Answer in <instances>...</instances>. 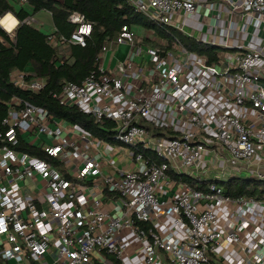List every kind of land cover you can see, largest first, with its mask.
Returning <instances> with one entry per match:
<instances>
[{"label": "built area", "instance_id": "obj_1", "mask_svg": "<svg viewBox=\"0 0 264 264\" xmlns=\"http://www.w3.org/2000/svg\"><path fill=\"white\" fill-rule=\"evenodd\" d=\"M19 1L23 4L27 0ZM128 1L149 19L180 30H184L186 18L198 13L200 5L220 13L226 10L246 15L244 33L254 35L264 26V0ZM176 16L183 21L175 22ZM69 21L78 25L69 41L85 46L92 24L77 11L70 14ZM250 26L254 31L249 30ZM234 31L231 27L229 34ZM261 38L259 47L245 43L242 51L234 55L220 53V65H208L207 58L193 56L179 44L175 52L149 46L153 84L148 85L143 78L125 106L114 101L124 91L125 79L133 72L137 74L134 57L142 52V46L136 43L128 26L107 41L100 59L115 44H129L128 57L114 70L101 65L82 83L66 84L58 97L62 103L77 105L98 120L116 122L114 139L129 147L133 161L144 165L121 171L119 177L105 173L104 161L91 153L99 148L101 139L82 129L79 135H65L63 124L46 110L15 98L3 121L7 129H0L1 258L13 264H117L107 262L104 256L121 254L114 238L129 226L144 242L146 264H159L161 251L170 255L175 264H217L210 257L217 245L223 239L240 245L244 233L253 238L254 246H242V254L229 256L226 263L264 264V237L260 232L264 201L229 197L215 183L205 192L184 182L175 197L164 201L159 196L161 182L168 180L171 169L179 175L199 177L200 170L212 166L226 181L264 180V35ZM13 81L34 92L46 84L41 77L27 80L25 73L14 75ZM93 97L100 101L92 102ZM217 98L225 105L222 109H216ZM174 99L189 124L177 138L152 135L143 121L159 126L160 113ZM234 106L243 111L242 115L234 111ZM204 107L205 112L201 111ZM25 135L47 136L50 140L41 139V149L70 168V177L52 161L19 150V138ZM139 148L155 152L161 162L137 153ZM94 178H101L107 190L119 196L115 211L108 210L102 199L88 192L86 182ZM35 179L46 190L36 186V193H24L20 182ZM223 206L230 207L228 226L218 223ZM132 214L141 221L172 217L182 234L177 235L173 229L165 235L146 230L134 223ZM251 250L254 254L250 258L247 253ZM51 251L54 254L50 260L47 256Z\"/></svg>", "mask_w": 264, "mask_h": 264}, {"label": "trees", "instance_id": "obj_2", "mask_svg": "<svg viewBox=\"0 0 264 264\" xmlns=\"http://www.w3.org/2000/svg\"><path fill=\"white\" fill-rule=\"evenodd\" d=\"M32 10V11H31ZM46 10L52 14L56 31L49 34L29 18L33 13ZM31 11V12H30ZM73 11L83 14L91 23V35L85 46L69 41L78 28L69 21ZM12 12L20 21L13 33L0 25V129L5 131L4 119L9 115L15 98L29 101L44 110L54 120H65L89 132L92 137L124 146L114 139L116 122L96 119L79 106L62 103L59 94L68 83H82L93 71H99L100 54L105 43L128 26L135 34V41L148 43L166 51L182 45L190 53L207 58L208 65H220L221 47L197 41L177 28L159 24L138 12L128 0H27L17 7L11 0H0V19ZM143 32V33H141ZM149 33L147 36L146 34ZM140 39V41L137 40ZM153 37L155 39H153ZM25 73L26 79L41 77L45 87L38 92L16 85L13 76ZM152 135L177 138L181 134L167 127L145 123ZM17 148L32 155L52 161L60 170L67 171L63 162L49 157L37 144H31L25 136H20ZM145 158L161 162L155 152L139 148ZM63 172L66 177L70 175ZM173 178L186 182L196 190L208 191L211 183L222 186L225 194L232 198L254 197L264 201V180L255 178H233L230 180H198L192 176L172 174ZM136 224L149 228V222L136 219ZM0 256V264H2Z\"/></svg>", "mask_w": 264, "mask_h": 264}, {"label": "crops", "instance_id": "obj_3", "mask_svg": "<svg viewBox=\"0 0 264 264\" xmlns=\"http://www.w3.org/2000/svg\"><path fill=\"white\" fill-rule=\"evenodd\" d=\"M11 2L17 7H20L22 5L19 0H11ZM218 8L221 9V6H217V9ZM247 19V16L241 13H230L226 10H223L222 13H220L216 9H210L205 5H200L197 14L186 18L184 21L183 18L179 16H176L174 20L175 22H184V30H180L179 28L175 27L179 29V31H181L182 33L195 38L197 41L221 47V49H223L222 52H224L225 54L234 55L242 51L243 44L246 43L250 47H259L262 41L261 36L264 35V26L261 27L260 32L258 30H255L254 35L252 33L248 34L242 31V23ZM29 21L36 23L37 26L41 27L42 30L49 34L56 31L52 14L49 11L41 10L35 12L29 18ZM19 23L20 21L12 12L6 13L0 19V25L9 33H13ZM231 27L235 29L234 34H229ZM222 28L224 29V34H221ZM249 30L254 31L252 26L249 27ZM148 34L149 33H147L146 36ZM153 39L155 38L153 37ZM138 45L142 46V52L134 57V63L136 65V71L138 75L131 70L133 72L132 76L125 79L126 87L123 92L118 93L114 101L115 104L120 106H125L126 100L129 99L132 94H134L136 87L142 82L143 78L145 79L146 83L149 82L148 85L153 84L151 72L153 63L147 53V49L151 45H149L148 43L147 45L145 43H139ZM177 46L178 45L170 49V51L175 52L177 50ZM130 49L131 46L129 44L113 45L111 50H108L107 52L103 53L101 58V65L109 71L114 70L118 63L123 62L128 57ZM191 54L193 56L195 55L194 53ZM200 57L203 58V56ZM98 100L96 99V97H93L91 99L92 102ZM220 100V98L216 99V101L218 102L216 109H222L223 107H225L224 104L220 103ZM172 101L173 102L169 104L168 108L163 113H160L162 122L158 125L159 127L162 126L170 128L171 130L179 132L181 134L184 125H187V123L189 124V119L186 116V113L180 112V110L177 108L175 99ZM201 111L205 112V107ZM234 111L238 115H242L243 113L240 108L235 106ZM56 121H59L63 124L65 135L75 136V134L79 135L82 132L81 128L74 126L65 120ZM145 123L149 122L147 120L143 121V124ZM52 125L55 126L56 123H52ZM29 137L30 135H25V138H27L31 144H37L39 147L41 139H44L46 142L50 140L47 136L44 135H40L38 138L35 137V140L32 141L31 139H29ZM125 148H127L128 150H126ZM91 153L92 155H95L104 161L103 171L105 173L112 174L115 177H119L121 171L135 170L144 166L143 162L133 161L131 159L129 155V147L125 144L124 146H121L102 140V142L99 144V148L92 149ZM211 156L212 155H210L209 157ZM66 170L68 174L71 173V171L69 173V170H71L70 168L69 170L68 168H66ZM220 173L215 170H212V166H208L205 167V169L200 170L199 177H196L195 175L191 176L197 178L198 180H224V176L222 177V174ZM172 174L179 175V173L171 169L168 174V180L165 179L161 182L159 196L164 201L175 197L179 192L181 184L184 183L183 181L173 178ZM186 176L188 175L186 174ZM20 184L21 190L24 193H36V186L38 188L43 187L42 182L36 179L28 181L24 180L21 181ZM28 185H31L32 189H30ZM86 185L89 186V193L97 195L96 197L102 199L104 206L108 210L115 211L119 196L114 192L108 191L106 186H104L101 178L91 179L86 182ZM42 190L46 189L42 188ZM98 190H100L99 194ZM41 201H43V199H41ZM41 205L45 206V204L43 203H41ZM229 213L230 207L228 206H223L219 209V225L228 226ZM132 218L134 220V223L136 224V217L134 214H132ZM239 220L240 219H237V221ZM262 220L264 221V215L262 216ZM145 222H149L151 224V227L149 228L144 227V229L146 230L153 229L154 231L165 235L170 229H173L177 233V235L182 234V231L179 230L178 227L173 224L172 217H162L159 220L154 217L150 221ZM251 228L252 227H250L249 229ZM260 232L261 235L264 237V222L260 224ZM114 240L119 244L121 248V254L116 256L113 254L105 253L104 257L107 262L117 264H146V256L143 248L144 242L138 237L136 232L131 227L124 226L120 230L118 235L115 236ZM242 246H246L249 249L254 246L253 238L249 237L247 233L243 234L242 243L240 245H235L229 240L223 239L221 243L217 245L216 252L211 253L210 257L212 260L216 261L217 264H227L226 258H228L229 256L239 257L242 254ZM263 246L264 245H262L261 249H264ZM160 253L161 254L159 264H175L172 261L170 255H168L164 251H161ZM53 254L54 252L51 251L47 258L51 260ZM253 254V250H251L247 253V256L251 258ZM2 264H13V261L3 260Z\"/></svg>", "mask_w": 264, "mask_h": 264}, {"label": "rangeland", "instance_id": "obj_4", "mask_svg": "<svg viewBox=\"0 0 264 264\" xmlns=\"http://www.w3.org/2000/svg\"><path fill=\"white\" fill-rule=\"evenodd\" d=\"M35 24H36V23H35ZM44 29H45V28H44ZM141 33H143V32H141ZM137 40L140 41V39H138V37H137ZM145 44L147 45V43H145ZM29 139H31V141H32V140H35V136H30ZM47 139H48V138H47ZM48 140H49V139H48ZM125 149L128 150L127 148H125ZM22 185H23V184H22ZM28 187H29L30 189H32V186H31V185H28Z\"/></svg>", "mask_w": 264, "mask_h": 264}]
</instances>
